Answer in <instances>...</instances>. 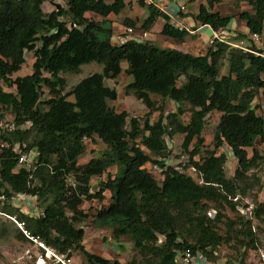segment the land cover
<instances>
[{"label": "trees", "instance_id": "1", "mask_svg": "<svg viewBox=\"0 0 264 264\" xmlns=\"http://www.w3.org/2000/svg\"><path fill=\"white\" fill-rule=\"evenodd\" d=\"M45 1L0 0V118L11 112L16 125L4 139L25 146L23 152H39L30 167L17 170L19 153L12 147L1 153L0 194L34 196L39 207L36 216L10 206L7 212L17 214L32 235L58 253L72 257L79 252L87 264H123L83 246L89 215L81 206L85 201L102 203L109 193L110 202L94 215V225L110 228L115 241L130 240L136 256L129 264H175L176 251L187 247L206 253L212 248L219 253L209 254L216 263L226 246L235 253L226 255L227 264H248L249 254L260 244L264 204L257 201V193L250 195L255 206L248 218L239 213L240 202L233 198L247 197L250 179L261 189L257 169L264 160L259 149L264 145V118L253 103L264 90V57L219 41L200 55L151 40L117 44L109 17L122 14L127 0H64L65 8L49 13L42 8ZM205 1L195 20L215 31L226 29L234 16L214 11L218 0ZM234 1L236 7H251V12L237 16L250 33L262 34L264 0ZM139 3L147 6L148 17L142 22L125 18V27L149 32L162 18L166 23L161 35L180 43L190 36L155 5ZM30 51L35 58L32 73L13 79ZM226 59L228 73L220 75ZM124 62L125 73L133 79L126 94L147 108L145 119L118 112L108 103L117 100L118 92L105 81L119 77ZM90 63L102 65L103 73L91 74L65 94L61 75L78 74ZM2 84L16 92L4 90ZM44 89L51 94L47 100L42 98ZM168 100L178 104V110L152 121V114L161 112ZM213 112L221 116L213 148L207 149L203 131ZM186 113L190 116L185 123ZM176 135L184 136L181 148L189 158L184 170L193 167L203 184L169 164L174 157L169 140ZM95 139L106 150L80 165L84 140ZM224 145L237 159L231 178L226 154L218 153ZM148 165L161 171V182ZM104 174L107 178L97 191L92 179ZM211 209L217 211L214 218L208 214ZM18 232L19 239L29 241Z\"/></svg>", "mask_w": 264, "mask_h": 264}, {"label": "rangeland", "instance_id": "2", "mask_svg": "<svg viewBox=\"0 0 264 264\" xmlns=\"http://www.w3.org/2000/svg\"><path fill=\"white\" fill-rule=\"evenodd\" d=\"M224 4L227 3L228 0H223ZM139 2V1H137ZM230 4V3H229ZM57 6H65L64 0H46L43 4V10L45 13H49L53 10H56ZM133 4H130V8L132 11ZM141 10H147V6H141ZM142 12V11H141ZM119 27L116 28L118 30ZM118 32V31H117ZM40 43L36 44L37 47H40ZM173 49V48H172ZM194 55L205 54L206 50L204 47H200V49L192 50ZM35 61L34 52H27L26 53V62L23 65L22 69L15 73L12 78L16 79L17 77L30 75L32 73V66ZM123 65V72L122 74L117 77L116 79L106 80L105 83L107 86L115 88L118 92V98L115 101H108L110 107L115 109L118 112L127 111L130 116L139 117L145 119V115L147 113V108L138 101L134 96L126 94V87L133 81L132 77L125 73V68H127L126 62ZM220 70V75H227L228 73V60H224ZM95 73H103V66L98 63H90L87 65H83L81 70L78 74H70L65 73L61 76L66 80V88L64 93L67 94L70 92L75 85H77L80 81L85 79L86 77L90 76L91 74ZM4 90L8 92H16L15 87H7L6 85L2 84ZM51 97L48 89H44L42 98L43 100H47ZM70 101H74V97L70 96L68 98ZM158 101V99H156ZM159 102V101H158ZM178 104L170 101L162 103V110L161 112H155L151 116L152 121H156L159 115L168 114L173 111L178 110ZM186 108V107H185ZM189 108L187 107V110ZM190 114L186 113L183 116V121L186 123L188 122ZM221 114L218 112H213L207 117V121L205 124V128L203 131V138L205 140L204 146L207 149L213 148V138L215 135L216 127L219 123ZM184 136L176 135L171 140L172 152H175L177 155V163H174L173 166H176L179 169H182L184 172L189 173L188 170H184L185 166L188 164V155L184 152L181 148L183 143ZM84 144L86 146L85 154L79 159V164H85L91 159L92 157H96L101 155V153L106 150V145L99 139L95 140H84ZM262 146H259L261 150ZM149 153L148 151H146ZM225 153L227 156V164H226V174L227 177L231 178L233 175V167L237 165V159L235 158L234 154L229 150V148L224 145L218 150V153ZM250 155L251 150H249ZM152 156H154L152 154ZM147 169L150 173L159 181H162V174L161 171L157 168H154L151 165L147 166ZM110 174H115L116 168L111 169ZM253 174L252 172H250ZM107 176L104 174L100 177H95L92 179V185L97 187V191L100 189L99 183L105 182ZM250 184H254L253 181L249 180ZM251 186V190L248 192L247 198L252 199V196L258 192V189L255 184ZM95 191V190H94ZM110 194H105V200L102 203L96 201H85L81 208L85 210V212L89 215L88 220L85 222L83 228L85 230V238L83 241V246L85 249L93 254H97L103 256L104 258L110 260H119L123 264H129V262L136 256V252L133 250V244L130 242L129 239H122L119 241H115L112 236V230L110 228H97L94 225V215L99 211V209L103 206H107L110 202ZM15 208V207H14ZM212 214V218L215 217L217 211L211 209L208 214ZM227 213L232 217L236 214H231L227 211ZM18 228L13 223V221L9 220L6 217L0 218V264H37L38 259L41 255H44V252L38 251L34 245L23 239H19L18 235ZM259 236V242H262L264 245V230L261 228ZM123 246V247H122ZM227 247V246H226ZM224 247L221 250L220 259L221 261L225 260L226 255H234L235 253L230 251L228 248ZM44 257V256H43ZM256 258V252H251L249 254L248 260L252 261ZM72 262L74 264H87L85 259L79 252H74L72 255ZM45 263L49 264V259L45 258ZM44 263V264H45Z\"/></svg>", "mask_w": 264, "mask_h": 264}, {"label": "built area", "instance_id": "3", "mask_svg": "<svg viewBox=\"0 0 264 264\" xmlns=\"http://www.w3.org/2000/svg\"><path fill=\"white\" fill-rule=\"evenodd\" d=\"M147 2V4H153L155 5L160 11L164 13L167 12V6L166 5H158V2H154L152 0H143ZM187 1L188 0H176L178 3V10L180 12H184L187 9ZM180 28H184L183 25H180ZM148 32L143 31L142 29L133 28V27H126L123 29V32H121L119 35L116 36L115 40L116 43H125L128 41H136V42H143L148 38ZM214 39H218L221 41L228 42V35L222 34V33H215L213 35ZM250 41L257 47V49L261 50L264 56V35L261 34H255L253 33L249 37ZM114 40V41H115ZM231 45L239 48H244V42L241 41L240 43ZM249 52H254L258 54L255 51L246 49ZM16 129L15 125V117L11 112H8L4 117L0 118V155L4 152V150L12 147L13 150L17 153H19L18 157V166L16 167V170L19 169L20 166L26 165L30 167L34 160L39 156V152L37 150H31L29 152H23L22 149L25 148V146H22L20 144H15L14 146L10 145L6 139H4V135L6 133L12 132ZM171 166L174 165L175 160L172 158L168 161ZM261 167L262 169H258L259 176L261 178V190L258 194V202L264 204V160L262 161ZM175 169L179 170L176 166H173ZM37 167L34 166V169ZM193 172H195V169H191L190 173L192 175ZM199 184H202V180L197 181ZM3 192V188H2ZM242 200V201H241ZM234 202H240V206L238 207L239 213L247 216L248 218L253 217V209H254V202L252 199L249 198H242L240 196H236L233 199ZM242 203V204H241ZM13 208L15 210H18L19 212H23L25 214H28L30 216H36L37 212L39 211L38 207V201L37 197L26 195V194H13L10 197L6 196L5 194H0V218L6 217L9 220L13 221V223L16 225V227L22 232V234L31 242L34 247L38 251H44V255H41L40 258L37 261V264H41L42 261L45 263V258L49 259V264H74L72 262V258L67 257L65 254L58 253L54 249L50 248L43 240H41L38 236L32 235V233L27 229L26 223L24 220H20L18 218L17 214H10L7 212V207ZM15 207V208H14ZM264 230V226L262 227ZM256 251V258L252 261L248 260V264H264V245L262 242L257 246ZM207 252H204L202 250H193L190 247L179 249L176 251V254L174 256V263L175 264H227L226 260H218L216 263H213L210 259L209 254L213 252L215 256H219L218 252H214L212 248H208ZM44 256V257H43ZM46 264V263H45ZM239 264V263H235Z\"/></svg>", "mask_w": 264, "mask_h": 264}, {"label": "crops", "instance_id": "4", "mask_svg": "<svg viewBox=\"0 0 264 264\" xmlns=\"http://www.w3.org/2000/svg\"><path fill=\"white\" fill-rule=\"evenodd\" d=\"M137 1L139 0H127V8L122 14H120L119 16L112 15L109 17V19L114 22V40L117 35L123 32L124 25L122 23L125 18H131L133 20L138 19L140 22H142L148 17L149 12L147 10H141V12V4ZM152 1L156 3L158 2V5H166L168 12L167 15L170 17V23L176 27H179L180 25L185 26V28L190 31V36H188V38L184 42L180 43L171 38L161 35L162 28L165 25L166 21L160 18L158 19L154 27L148 32V40L158 43L163 48H173L185 53L193 54L192 50L200 49V47H204L205 50H207L213 31L211 30L209 25H202L198 23L194 18L198 14L200 6L202 4H206L205 0H188L187 9L184 12H180L178 10V3L176 2V0ZM143 2L147 4V2ZM226 2L227 3L224 4L223 0H218L214 10L219 11L224 16H234L231 19L228 27L223 32L231 36L236 35L237 37L241 35L243 38L249 39L250 31L247 27V24L246 22L239 19L237 15L243 11L251 12V7L246 3H241L239 7H236L234 0H228ZM131 3L133 4L132 11L130 8ZM117 27H119L118 30H116ZM166 102L170 103L169 100ZM253 105L259 106L258 114L263 116L264 118V90H260L258 96L255 98ZM235 168L236 166L233 167V172Z\"/></svg>", "mask_w": 264, "mask_h": 264}, {"label": "clouds", "instance_id": "5", "mask_svg": "<svg viewBox=\"0 0 264 264\" xmlns=\"http://www.w3.org/2000/svg\"><path fill=\"white\" fill-rule=\"evenodd\" d=\"M139 1H141V0H139ZM60 7H62V6H57L56 7V9L57 8H60ZM66 6H63V8H65ZM164 13V12H163ZM166 14V13H165ZM173 25V24H172ZM124 28H126L125 26H124ZM178 28H180V26L178 27ZM211 28V27H210ZM181 29V28H180ZM182 29H186L185 28V26H184V28H182ZM187 30V29H186ZM211 30L213 31L212 32V37H211V40L209 41V46H211L215 41H219V42H222V43H225V44H228L230 47H233V48H237V49H241V50H243V51H245V52H249V51H247L246 49H249V50H252V51H255V52H257L258 54L257 55H261V54H263L262 53V51L261 50H259V49H257V47L250 41V39H245V38H243V37H240V36H237L236 37V35L234 36V35H229V34H225L223 31L225 30V29H223V30H219V31H215L214 29H212L211 28ZM189 31V30H188ZM146 32H148V31H146ZM190 32V31H189ZM214 32L215 33H222V34H225V35H228V42H226V41H221V40H218V39H214V37H213V35H214ZM149 34V33H148ZM253 33H250V36L252 35ZM261 35H264V32L261 34ZM234 37H236V38H234ZM114 40V39H113ZM146 40H148V38L146 39ZM241 41H243L244 42V45H243V47L244 48H239V47H235V46H233V45H231L230 43H233V44H237V43H240ZM114 42H116V41H114ZM117 44H119V43H117ZM208 46V47H209ZM165 48H168V47H165ZM208 49V48H207ZM207 51V50H206ZM252 53H254V52H252ZM256 54V53H255ZM261 56H263V55H261ZM264 57V56H263ZM219 113V112H218ZM221 114V113H220ZM170 142H171V140H169ZM170 146H171V143H170ZM171 148H172V146H171ZM229 148V147H228ZM229 150L231 151V149L229 148ZM261 155H263L264 156V145L262 146V148H261ZM232 152V151H231ZM172 154H174V160H175V163H177V155L175 154V152H173ZM191 169H194L193 167L192 168H189V174L190 175H192L191 173H190V170ZM259 169V168H258ZM257 169V170H258ZM179 170H181V169H179ZM257 173H258V176H259V172L257 171ZM193 174L194 175H192L195 179H196V181H198V180H202L203 181V179L202 178H200V177H198L197 175H196V173L195 172H193ZM232 176V175H231ZM260 177V176H259ZM260 181H261V178H260ZM198 183V182H197ZM204 183V182H203ZM202 183V184H203ZM199 184V183H198ZM262 186V185H261ZM261 190V189H260ZM260 193V191H258L257 192V194H259ZM239 196V195H238ZM236 197V196H235ZM234 197V198H235ZM240 197H242V196H240ZM233 198V199H234ZM247 198V197H246ZM253 200V199H252ZM242 201V200H241ZM254 202V201H253ZM211 216H212V214H211ZM21 232V231H20ZM42 252V251H41ZM44 252V251H43ZM68 257V256H67ZM69 258H72V257H69Z\"/></svg>", "mask_w": 264, "mask_h": 264}, {"label": "bare ground", "instance_id": "6", "mask_svg": "<svg viewBox=\"0 0 264 264\" xmlns=\"http://www.w3.org/2000/svg\"><path fill=\"white\" fill-rule=\"evenodd\" d=\"M41 264H44L42 261L40 262Z\"/></svg>", "mask_w": 264, "mask_h": 264}]
</instances>
